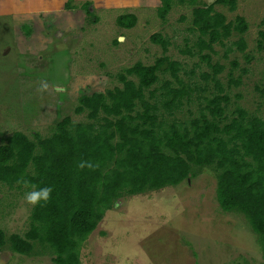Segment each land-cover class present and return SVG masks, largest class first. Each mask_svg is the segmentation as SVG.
Returning a JSON list of instances; mask_svg holds the SVG:
<instances>
[{"label": "rangeland", "instance_id": "374dc122", "mask_svg": "<svg viewBox=\"0 0 264 264\" xmlns=\"http://www.w3.org/2000/svg\"><path fill=\"white\" fill-rule=\"evenodd\" d=\"M215 1L198 0L197 5ZM236 1L234 11L229 4L216 10L228 21L243 16L249 30L235 31L211 52L199 49L200 33L192 27L196 4L190 1L175 0L162 18L161 0H0V144L18 131L35 140L36 132L49 137L65 116L87 121L86 114L74 113L79 96L121 87L120 75L128 67L152 65L162 56L168 58L165 70L169 62L180 65L178 78L192 94L177 119L198 116L207 98L220 94L216 82L230 97L228 116L240 107L264 119V51L258 48L264 0ZM123 13L137 16L133 27L117 24ZM157 33L170 41L167 51L153 41ZM240 37L246 40L245 51L236 45ZM205 55L223 66L215 80ZM159 75L153 87L157 95L166 80L181 86L171 71ZM44 83L48 88L41 91ZM217 174L213 167H194L179 185L124 194L81 243L80 264H264L262 242L248 218L222 210ZM28 190L0 181V228L7 240L0 264H56L48 244L35 242L30 254L11 247V235L25 236L32 224L34 206L24 200Z\"/></svg>", "mask_w": 264, "mask_h": 264}, {"label": "trees", "instance_id": "16d2710c", "mask_svg": "<svg viewBox=\"0 0 264 264\" xmlns=\"http://www.w3.org/2000/svg\"><path fill=\"white\" fill-rule=\"evenodd\" d=\"M174 1L161 0L162 18ZM179 1L196 4L192 27L200 33L201 51L213 52L216 44H223L235 31L244 34L249 30L243 16L228 21L224 12L216 10L218 4H229L234 11L236 0H216L209 5H197L198 0ZM89 4L85 5L87 11ZM136 22L134 13L117 18L120 27L131 28ZM152 39L167 51L168 39L160 33ZM236 45L241 51L247 48L243 37ZM258 48L264 51V29L259 32ZM204 58L213 67L215 80L223 66L213 65L210 55ZM166 62V56L152 65L137 62L120 75L121 87L79 96L74 113L86 114L85 122L65 116L49 137L36 132L35 140L18 131L0 144L1 182L25 186L27 180L54 189L47 205L33 208L25 236L11 235L15 252L30 254L38 241L53 249L56 264H80L81 243L124 194L179 185L191 177L194 167L217 170L216 193L222 210L243 213L264 251V119L240 107L228 116L230 97L222 95L218 82L220 94L207 98L198 116L177 119L176 112L185 100L191 101L192 94L178 78L180 65L169 62L165 70ZM161 71H171L181 86L166 80L157 95L153 87L160 81ZM166 115L173 119L167 121ZM6 241L0 228V252Z\"/></svg>", "mask_w": 264, "mask_h": 264}, {"label": "clouds", "instance_id": "9594fccd", "mask_svg": "<svg viewBox=\"0 0 264 264\" xmlns=\"http://www.w3.org/2000/svg\"><path fill=\"white\" fill-rule=\"evenodd\" d=\"M47 88V83L41 85V91H45ZM81 167H84V164H81ZM23 183L29 188V190L24 193V200L27 204L35 207L45 206L50 202L54 190L52 186L45 185L40 187L35 184H30L27 180H24Z\"/></svg>", "mask_w": 264, "mask_h": 264}, {"label": "crops", "instance_id": "0c3cea01", "mask_svg": "<svg viewBox=\"0 0 264 264\" xmlns=\"http://www.w3.org/2000/svg\"><path fill=\"white\" fill-rule=\"evenodd\" d=\"M15 16H17V14H15Z\"/></svg>", "mask_w": 264, "mask_h": 264}, {"label": "water", "instance_id": "95a60500", "mask_svg": "<svg viewBox=\"0 0 264 264\" xmlns=\"http://www.w3.org/2000/svg\"><path fill=\"white\" fill-rule=\"evenodd\" d=\"M165 67H166V65H165Z\"/></svg>", "mask_w": 264, "mask_h": 264}]
</instances>
